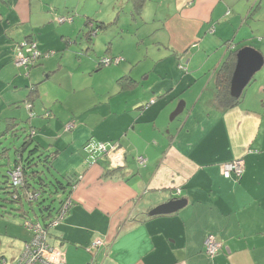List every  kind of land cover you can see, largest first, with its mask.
I'll use <instances>...</instances> for the list:
<instances>
[{"label":"crops","instance_id":"1","mask_svg":"<svg viewBox=\"0 0 264 264\" xmlns=\"http://www.w3.org/2000/svg\"><path fill=\"white\" fill-rule=\"evenodd\" d=\"M73 9L67 0H0V139L30 141L55 177L74 183L72 207L49 231L50 244L66 254V264H264V66L237 107L216 104L225 62L245 47L264 56V0H146L137 17L145 32L137 29L134 36L152 40L156 53L146 50L145 61L136 52L113 53L127 63L115 82L128 76L138 88L122 93L117 81L116 92H96L78 111L65 105L80 91L57 55L38 60L28 72L15 67L12 50L13 41L33 38L44 54L73 46L89 54L102 43V57L112 56L113 44L104 41L112 28L90 41L84 38L86 17L60 25L58 18ZM202 78L214 93L195 102L186 94ZM177 99L183 112L159 127ZM69 124L74 129L67 132ZM91 141L117 146L122 166L105 155L86 161L83 147ZM236 159L244 161V173L225 179L222 165ZM181 198L188 201L185 208L150 216ZM209 236L220 244L213 256L205 250ZM97 240L105 246L93 247Z\"/></svg>","mask_w":264,"mask_h":264},{"label":"rangeland","instance_id":"2","mask_svg":"<svg viewBox=\"0 0 264 264\" xmlns=\"http://www.w3.org/2000/svg\"><path fill=\"white\" fill-rule=\"evenodd\" d=\"M67 3L69 4V6L74 8L73 11L75 13V20L78 21L84 19V14L87 13L88 15H91L94 20L105 23L118 18L117 21L119 23L117 25H113L110 33L106 34L104 37V41L106 44H113L112 47L114 49L110 51L112 56L115 55L113 53L125 50L132 53L136 52L137 55L134 56H136L138 59H141L142 61H145L146 50H148L151 54L156 53L151 45L153 43L152 40H147L146 42L142 43V35L137 37V39L134 36L137 33V29H141V33L144 34L145 27L136 17L132 20V23V15L130 19L132 6L129 4L128 0H67ZM148 6L149 8L151 7L149 3ZM166 16L167 9H163V11L158 14V18L161 21L165 20ZM65 26L67 25L65 24ZM155 27L156 26L151 25L150 29L154 30ZM111 36H115V39H113V41H110ZM75 49L76 47L73 46L70 48V50H66L63 53L55 52L56 54L52 55L51 58L57 55L56 59L62 60V64L65 67L63 70L64 75H68V77L71 74L74 75L75 88L80 92L75 96V98L69 100L65 105L73 108V110L75 111H78L81 108V103L96 95V92L101 93L102 95L106 92L107 94L116 92V83L121 76L120 75L115 82L118 69L125 66V64L127 65V63H125L123 60L122 62L124 63L121 62V65H110L106 67L101 64L100 66L102 68L99 69L97 67L98 60L102 58V56L106 52V48L105 50L100 52L102 49H104L102 43L98 45V49L96 48V52H91L89 54H83L81 53V51H77ZM38 51L43 53L39 48V44ZM74 51H77V54H75ZM163 53L164 51L160 52V55H162ZM142 64L144 63L142 62L140 66H142ZM181 68L185 69V67L183 66H181ZM84 73L85 75L84 77H82ZM145 78L146 77H144V79ZM85 85H90V88L85 90ZM190 87L191 88L186 95H188L189 98L195 99V102L200 98L201 95L203 96V102H207L208 96L214 93V85L212 83L207 85L204 78L197 80ZM105 99L106 98H104L103 102H105ZM180 103L181 102L177 99L165 109L162 117H160L158 120L159 127H163L165 124L172 122L171 116L173 112L178 108ZM28 109H31V107ZM101 112L102 110H98L95 111L94 114ZM22 126L26 127V130H28L29 122L26 123V125ZM67 126L65 127V130ZM33 138L34 137L31 136L29 137L30 140H32ZM23 143L24 138H20L19 136L14 138L9 137L8 142H4V146L10 149L11 161L14 160V149L18 148ZM33 149L34 147H31L27 152L24 153V161H26L29 156V152ZM36 157L37 156H35L34 158L36 159ZM1 164L5 165L6 161L2 162ZM1 169L4 170V167H1ZM57 178L59 180H64L59 177ZM49 180H52L51 182L56 183V181L51 176L49 177ZM5 181L6 180L3 179L2 185L0 186V256L5 257L9 262H11L21 256L23 250L26 247V244L33 238L32 232L24 226L25 221L40 222L44 225L48 222L44 220V216H47L48 212H41V209L43 207L49 206L53 209V211L51 212L52 217H50V219H56L58 216L56 210L60 205V201L64 200L67 197L68 193L71 190V186H69L67 191L63 193L60 190H57L53 184L49 185V187L45 191L44 197L41 198L39 202H35L32 205L28 203L24 204V211L27 213V216L23 217L21 213L16 212L17 209L20 208L16 203H8L5 201L6 199H10V197L4 194V191H1V189L7 187L3 184ZM41 203L43 205L40 206L39 204ZM67 261L68 260L66 257V262Z\"/></svg>","mask_w":264,"mask_h":264},{"label":"trees","instance_id":"3","mask_svg":"<svg viewBox=\"0 0 264 264\" xmlns=\"http://www.w3.org/2000/svg\"><path fill=\"white\" fill-rule=\"evenodd\" d=\"M129 1H132L133 7L131 10V15L133 19H135V17L137 18L138 16L141 15L144 9L146 0H129ZM85 15H86L85 17L87 21L86 26L89 29V31L85 32L84 38L86 39L88 37L87 39L90 41H93V39L96 38L98 33H101L103 30H109L110 28H112L113 25H117L119 23L117 21L118 18L114 19L113 21L105 23V22L94 20L91 17V15H88V14H85ZM60 20H65V21L61 22ZM74 21H75L74 12L70 16L58 18V22L60 23V25H63V24L71 25L73 24ZM22 43H27L26 47L28 48L31 47L33 44H36V51L41 55V57L34 60L29 54L28 66L26 68H19V69H23V70L30 72V70H32L38 64L37 62L38 60L51 58L50 56L52 55L50 54L51 52L55 54L54 51H48L45 54L41 53L38 51V44L35 39L23 38L20 41H13V44H12V50L14 54L13 63L16 57V53L17 51L20 50V45H22ZM229 49H231L230 46H229ZM235 55L236 54H233V57L230 58L227 62H225V64L222 66L221 70L219 71L217 75V79H216V87H217L216 104L218 107H220L223 110L233 109L237 107L240 104L241 98H242L240 97L239 99H234L230 95V83H231L232 75H233L235 65H236ZM107 57L109 56L106 55L102 58H107ZM110 57L119 58V57H113V56H110ZM118 86L120 87L121 92L124 93L128 90H132V91L136 90L139 86V83L128 76H123L118 80ZM166 99H169V97ZM171 100L170 99L168 101L165 100L164 102L168 103ZM31 102H33V100H31ZM154 102L155 101H152V103ZM29 119H31V117H29ZM17 128L18 127H16L15 130ZM67 132H70V131H67ZM29 144H30V141L23 143L21 148L14 149L15 155L16 157H18L19 155V159L14 158V160L11 161L9 164L7 161V158L9 156L10 149L6 148L4 146V141L0 139V159L6 158V164H5L6 166L0 163V186L2 185V180L5 179L6 181L3 184L6 185L7 187H5L4 189H1V191H4V194L10 197V199H6L5 201L8 203H16L20 207L19 209H17L16 212L21 213L23 217H26L27 213L24 211V204L28 203L32 205L35 202H39L40 199L44 197L45 191L49 187V185L53 184L57 190H60L63 193H65L67 189L69 188V186H71V190L68 193L67 197L64 200L60 201V205L56 210V212L59 213L62 206L66 202L70 200L72 201V194H73L72 186L74 185V183L72 184L71 182L72 180L70 178H66L64 182V180H59L57 177H55V174L50 169V163L48 161L45 163L44 158H41V157H44L45 155L44 154L39 155L37 153V148L35 147L33 150L29 152L28 158L26 159V161H24L23 155L25 152L29 150V147H30ZM88 144L89 143H87L83 147L84 153H85V147ZM85 155H86V161H88L89 157L86 153ZM35 156H37L36 159L34 158ZM1 167H4V170H2ZM44 167L46 170L44 169ZM18 168H21V172L23 174V181L21 184L13 185L10 174L14 172L15 170H17ZM52 175L54 176L53 179L56 181V183H53L51 182L52 180H49V177ZM35 186H38V187H35ZM39 205L41 206L43 204L41 203ZM44 211L48 212V215L44 216V220L48 221L44 225L48 226L51 223L50 217H52L51 212L53 211V209L50 206L43 207L41 209V212H44ZM1 258L3 257L0 256V259Z\"/></svg>","mask_w":264,"mask_h":264},{"label":"built area","instance_id":"4","mask_svg":"<svg viewBox=\"0 0 264 264\" xmlns=\"http://www.w3.org/2000/svg\"><path fill=\"white\" fill-rule=\"evenodd\" d=\"M64 22L65 20H60ZM27 43H22L20 45V50L17 51L14 60V65L16 68H26L29 63V54L35 60L41 55L36 51V44L31 47H26ZM232 48V45H230ZM50 54H54L51 52ZM50 55V56H52ZM124 59L123 58H102L100 63L106 67L110 65H118ZM31 106L28 105V108ZM74 129V124H69L66 131H72ZM34 134V133H33ZM85 153L89 157V162L96 163L99 157L102 156H112L113 162L116 166H122L123 155L122 151L117 147L113 146L109 148L106 144L101 142L91 141L85 147ZM114 156V158H113ZM113 164V165H114ZM115 167V166H114ZM245 171V164L242 159H236L234 161L225 163L222 165V175L225 179H232L233 177H240ZM13 185L21 184L23 181V174L21 168H18L10 174ZM72 207V201L66 202L58 213L56 219L51 220V223L46 226L40 222H30L25 221L24 226L32 232L33 238L26 244L21 256L9 262L6 258L0 259V264H66L65 253L61 251L60 248L55 247L49 243V231L54 229L58 224H60L65 216L67 215L69 209ZM105 246V242L102 240H97L93 243V247L98 248ZM220 248V244L216 242L214 237L209 236L205 242V250L208 255H215Z\"/></svg>","mask_w":264,"mask_h":264},{"label":"water","instance_id":"5","mask_svg":"<svg viewBox=\"0 0 264 264\" xmlns=\"http://www.w3.org/2000/svg\"><path fill=\"white\" fill-rule=\"evenodd\" d=\"M232 48L234 47L233 44ZM264 66V56L252 47H245L236 53V65L230 84V95L234 99H239L253 76ZM183 112V106L178 108L171 116L173 121ZM188 204L187 199H174L165 204L157 206L150 213V216L169 215L185 208Z\"/></svg>","mask_w":264,"mask_h":264}]
</instances>
